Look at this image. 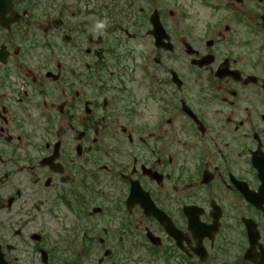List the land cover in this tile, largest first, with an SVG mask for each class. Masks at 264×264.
I'll use <instances>...</instances> for the list:
<instances>
[{"label":"flooded vegetation","instance_id":"1","mask_svg":"<svg viewBox=\"0 0 264 264\" xmlns=\"http://www.w3.org/2000/svg\"><path fill=\"white\" fill-rule=\"evenodd\" d=\"M0 264H264V0H0Z\"/></svg>","mask_w":264,"mask_h":264}]
</instances>
